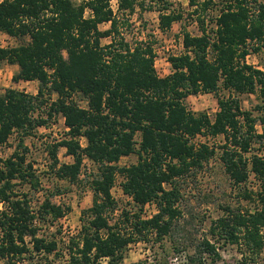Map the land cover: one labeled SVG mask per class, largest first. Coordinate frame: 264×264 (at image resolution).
Returning <instances> with one entry per match:
<instances>
[{
    "label": "trees",
    "instance_id": "16d2710c",
    "mask_svg": "<svg viewBox=\"0 0 264 264\" xmlns=\"http://www.w3.org/2000/svg\"><path fill=\"white\" fill-rule=\"evenodd\" d=\"M108 1L0 3V31L19 40L28 38L17 47L0 48V63L17 66L14 82L38 83L36 95L12 88L0 94V147L13 133L21 136V151L0 158V260L31 263L34 256L60 254L54 238L38 233L42 226L66 216L70 208L45 198L34 211L27 195L16 191L22 184L39 187V177L26 161L22 138L60 116L66 137L47 149L53 177L76 184L84 158L98 166L89 182L92 204L82 212L86 220L66 244V264H123L130 244L146 242L149 237L154 243L163 241L181 215L176 180L201 169L215 155L207 144L192 142L197 136L224 137L219 156L224 172L236 187L250 176L256 179L255 195L243 190V199L255 197L257 208L242 211L226 207L224 216L211 224V238L202 237L184 246L191 247L193 253L177 264H218L222 260L219 243L236 247V264H257L256 257L264 247V156L246 155L252 144L264 149V128L260 134L256 131L258 124L264 126V111L259 117L243 111L235 95H264V72L246 62L250 53L264 48V0H218L222 7L213 38L204 30L200 36L184 32V51L169 57L172 72L163 78L156 74L155 55L148 43L130 45L120 36ZM213 1L187 3L197 13ZM135 3L119 0V9L132 13ZM85 9L92 12L90 17H84ZM180 18L175 12L160 10L159 27L169 30ZM104 23H109V28L101 31L98 26ZM106 38L110 43L102 45ZM220 88L230 95H218ZM73 93L83 98L85 108L70 100ZM199 94L216 96L218 111L212 118L186 108L185 99ZM51 95L56 99L51 101ZM43 107L45 117H33ZM59 148H65L71 163L59 162ZM131 154L137 155L135 164L118 165ZM116 176L122 179L123 194L137 209L131 216L121 212L129 225L126 228L110 222L116 209L111 194ZM150 203L156 213L143 218L142 210Z\"/></svg>",
    "mask_w": 264,
    "mask_h": 264
},
{
    "label": "rangeland",
    "instance_id": "374dc122",
    "mask_svg": "<svg viewBox=\"0 0 264 264\" xmlns=\"http://www.w3.org/2000/svg\"><path fill=\"white\" fill-rule=\"evenodd\" d=\"M3 0H0V3ZM75 4H81L86 0H71ZM222 5L218 0H214L207 9H198L189 7L187 0H137L132 13L127 11L117 14V27L120 36L130 45L136 42L148 43L155 55V69L161 76H168L172 70L168 61L169 57L178 56L183 53L182 34L189 33L191 36H200L202 30L206 35L213 38L215 30V20L219 14ZM166 8V10H163ZM163 13L175 12L181 16L180 20L174 22L169 30L160 31L159 11ZM202 22V23H201ZM109 28L108 24L99 25L101 31ZM28 41V38L19 40L16 38L7 39L4 34H0V46L15 47ZM110 43V39H102L101 44ZM246 62L264 72V48L257 53H250L246 57ZM18 70V69H17ZM16 68L5 62L0 63V94L5 89H15L28 95H36L38 83L34 82H14L13 76L16 75ZM221 97H227L228 91L220 88L217 92ZM240 102L243 111H250L254 117H259L264 111V95L258 92L254 94L235 95ZM51 101L56 99L51 95ZM79 107L85 108L86 103L83 98L73 93L70 97ZM186 108L197 114L205 112L211 118L218 111L216 96L213 94H199L188 96L185 101ZM43 109L34 112L33 117L43 116ZM264 126L257 125L258 134L262 132ZM67 130L63 125V119L60 116H54L48 120L45 127L35 129L32 134L23 137V146L27 148L26 161L32 164L35 174L39 177V187L31 188L28 184H22L16 187V191L27 195L30 200L32 210L36 211L43 200L48 198L52 203L69 207V213L63 218L57 220L52 225L42 226L39 236L46 239L56 240L60 254L58 256L50 255L48 257L34 256L33 260L17 261L16 264H66V244L69 238L77 235L86 216L82 212L90 208L93 195L89 188V182L97 174L98 166L84 161L82 164L80 176L76 184L57 180L53 177L50 170L51 158L47 149L66 137ZM20 134L13 133L7 143L0 147V158L7 159L14 151H21L18 147ZM139 141L138 135L135 138ZM82 146L85 145L83 139L80 140ZM194 144L205 143L214 148L215 155L204 163L203 167L187 176L178 178L176 186L180 190V200L177 203L181 215L173 221V227L167 237L160 243H154L153 237H149L146 242L130 244L125 253L123 264H177L183 261L187 255L193 253L191 247L185 249L184 246L196 243L202 237L210 239L209 229L212 222L224 216L225 208L234 210H250L257 208L256 198L252 200L243 199V190L255 192L258 190V182L252 176L248 181L239 187L233 186L224 168L219 160L221 147L225 144L223 136L203 137L197 136L192 141ZM259 154L264 156V149L259 144H252L250 152L246 155ZM57 158L60 163H71L72 158L67 156L65 148H59ZM137 162V155L131 154L121 158L119 166H129ZM122 179L116 176L115 183L111 189L112 197L116 203V209L110 216L112 224L119 223L124 228L126 224L121 216L122 211H126L131 216L137 211L131 199L124 195L121 189ZM2 205L0 204V208ZM156 213V207L153 203L146 205L141 215L143 218H150ZM38 226V224H37ZM130 230L127 229V232ZM264 240V228L262 229ZM222 260L218 264H236L239 260V253L235 246H221L218 244ZM175 248H179L176 253ZM257 264H264V247L259 256L256 257ZM0 264H11L0 260Z\"/></svg>",
    "mask_w": 264,
    "mask_h": 264
},
{
    "label": "built area",
    "instance_id": "2783aa9c",
    "mask_svg": "<svg viewBox=\"0 0 264 264\" xmlns=\"http://www.w3.org/2000/svg\"><path fill=\"white\" fill-rule=\"evenodd\" d=\"M86 1H88V0H86ZM108 9L112 12V16L115 19L117 18L116 16H117V14L119 12H121V11H123V12L127 11L128 12V10H120L119 9V0H109L108 1ZM165 14H167V13H165ZM91 15H92V12L89 9H85V11H84V17L87 18V17H90ZM158 23H159V21H158ZM158 28H160V27L158 26ZM160 31H162V30L160 29ZM163 32H165V31H163ZM0 34H4L7 37V39L13 38V37L8 36L7 34L1 32V31H0ZM15 47H17V46H15ZM0 48H8V47H2V46H0ZM182 49H183V46H182ZM183 51H184V49H183ZM154 69H155V65H154ZM155 71H156V69H155ZM156 74H157L158 77L163 78V76H161L160 74H158L157 71H156ZM84 161H89V160H87V159L84 158L83 162ZM103 263H105V261H103Z\"/></svg>",
    "mask_w": 264,
    "mask_h": 264
},
{
    "label": "crops",
    "instance_id": "0c3cea01",
    "mask_svg": "<svg viewBox=\"0 0 264 264\" xmlns=\"http://www.w3.org/2000/svg\"><path fill=\"white\" fill-rule=\"evenodd\" d=\"M104 24H108L109 25V23H104ZM99 27V26H98ZM107 30V29H106ZM12 67H14V68H16V71H18L17 69V66H15V65H12ZM26 83H29V82H26ZM34 83H36V82H34Z\"/></svg>",
    "mask_w": 264,
    "mask_h": 264
}]
</instances>
